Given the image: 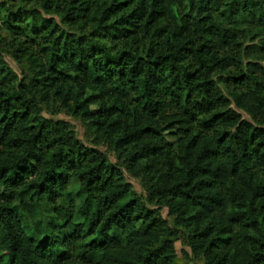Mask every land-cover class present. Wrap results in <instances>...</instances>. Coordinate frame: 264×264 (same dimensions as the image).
I'll return each instance as SVG.
<instances>
[{
  "label": "trees",
  "instance_id": "1",
  "mask_svg": "<svg viewBox=\"0 0 264 264\" xmlns=\"http://www.w3.org/2000/svg\"><path fill=\"white\" fill-rule=\"evenodd\" d=\"M180 233L205 264H264V0L0 3V264H194Z\"/></svg>",
  "mask_w": 264,
  "mask_h": 264
},
{
  "label": "rangeland",
  "instance_id": "2",
  "mask_svg": "<svg viewBox=\"0 0 264 264\" xmlns=\"http://www.w3.org/2000/svg\"><path fill=\"white\" fill-rule=\"evenodd\" d=\"M8 0H0V3L6 2ZM248 45H251L249 43ZM252 55L246 56L244 60L245 63L249 60H256L259 56L256 53V49L254 48L251 52ZM10 66L18 73L20 77H22L23 72L26 70L23 66H19L13 60L8 59ZM25 69V70H24ZM43 115L46 118L52 119H61L67 121L73 131L75 132L76 136L87 146L97 148L103 151L107 156L111 159L113 163L118 165L125 175V179L128 183H130L133 187L134 192L144 201L147 199L148 195V187H149V180L148 178L138 170H132L128 168L127 163L122 158L119 152L111 149L108 146V143L103 142L101 139L98 138V134L93 126L89 123V121L84 120L82 118L75 117L69 110V108L59 101H52L48 104H43ZM244 117L249 119V116L244 114ZM167 141L172 143L175 141V137L168 136ZM74 186V184H72ZM159 213L168 220L170 225L174 227V217L169 215L167 209H162L159 207H155ZM184 235L180 233L179 238L175 241V247L177 249V255L179 260L183 261L186 260L184 255V251L188 252L190 258L193 259L194 264H205V260L203 258H195L191 253V250L187 247H183L181 240L183 239Z\"/></svg>",
  "mask_w": 264,
  "mask_h": 264
}]
</instances>
